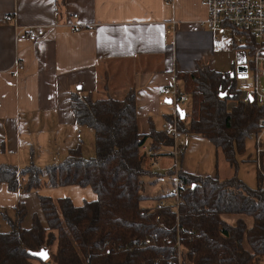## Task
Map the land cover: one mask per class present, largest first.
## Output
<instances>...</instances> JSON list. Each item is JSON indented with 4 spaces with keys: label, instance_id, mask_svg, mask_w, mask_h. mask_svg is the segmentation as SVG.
I'll return each mask as SVG.
<instances>
[{
    "label": "trees",
    "instance_id": "trees-1",
    "mask_svg": "<svg viewBox=\"0 0 264 264\" xmlns=\"http://www.w3.org/2000/svg\"><path fill=\"white\" fill-rule=\"evenodd\" d=\"M64 1L59 0V6ZM257 45L250 40L248 46L241 48L250 59ZM237 47L240 48H233ZM174 84L177 97L187 98L180 108L188 105L187 111L183 110V119L176 113L177 141L181 135L205 139L234 174L225 179L193 175L179 168L180 159L178 177L183 189L179 204L174 205L173 197H162V191L154 197V207H144L141 203L149 198L142 194V179L158 177L172 186L174 171L169 168L152 171L146 165L143 147L152 152L155 160L162 156L172 158L173 139L163 128L153 125L148 135L140 133L134 90L122 100L108 95L94 98L91 93H72L69 101L74 122L93 132L94 157L82 155L80 140L60 163L39 167L32 161L22 168L0 164V185L5 184L8 190L20 194L89 187L96 198L77 207L68 197L54 199L38 195L44 224L33 214L27 229L22 227L28 214L24 203L9 210L1 208L0 219L9 231H0V264L261 263L264 176L257 171V186L252 189L238 179L237 168L239 162L252 161L251 158L239 161L238 157L247 156L248 140H257L260 132L257 121L264 114L263 106L255 98L243 102L234 69L220 73L209 66L197 67L193 72L176 73ZM223 93L225 96L219 97ZM173 116L172 109V115L165 116V124L172 122ZM180 147L183 158L186 149L183 142ZM162 150H168L167 154L161 153ZM263 158L264 152L262 171ZM161 200L165 206L157 209ZM226 215L250 218L252 225L248 227L243 218L230 225L223 219ZM157 217H162V226L156 222ZM42 249L48 252L46 261L29 254Z\"/></svg>",
    "mask_w": 264,
    "mask_h": 264
},
{
    "label": "crops",
    "instance_id": "crops-1",
    "mask_svg": "<svg viewBox=\"0 0 264 264\" xmlns=\"http://www.w3.org/2000/svg\"><path fill=\"white\" fill-rule=\"evenodd\" d=\"M58 2L0 0V164L22 168L32 161L39 167L59 163L91 135L75 124L70 110V94L81 89L85 91L80 94L115 100L134 90L138 128L148 135L152 125L162 129L165 116L172 115L171 98L159 90L172 86L176 73L202 66L231 72L241 63L238 53L225 44L220 50L213 48L200 0H174L172 6L165 0H65L62 6ZM172 21L174 31L168 33ZM28 27H42L44 36L34 43L17 41V33ZM16 59L23 63L17 78L11 74ZM183 140L181 170L220 179L234 174L211 143L199 137ZM220 159L227 164L223 177ZM157 161L161 170L173 162L169 156ZM38 195L68 197L77 207L96 198L89 187L20 194L1 184L0 209L24 203L28 214L22 227L31 226L33 214L44 224ZM239 218L223 217L230 225ZM241 218L251 227L250 218Z\"/></svg>",
    "mask_w": 264,
    "mask_h": 264
},
{
    "label": "built area",
    "instance_id": "built-area-1",
    "mask_svg": "<svg viewBox=\"0 0 264 264\" xmlns=\"http://www.w3.org/2000/svg\"><path fill=\"white\" fill-rule=\"evenodd\" d=\"M166 4L172 6L174 0H165ZM202 5L207 11V17L204 21V25L212 35L213 48L215 50H220L227 43V39L224 38L223 34L227 33L230 35V44L232 47L248 46L250 40H254L258 45L256 49L252 52L250 63L248 65L249 69L238 76L236 74V79L238 82L239 89L243 93V102L247 103L252 101L253 98L256 99L258 105L263 106L264 110V88L261 87V81H259L260 76H264V0H200ZM74 16V18H76ZM174 21L171 22L168 33L174 31ZM76 30V29H75ZM44 36V29L42 27H28L21 29L17 33V41H27L34 43L38 38ZM234 45V46H233ZM23 69V63L21 60L16 59L13 70L11 72L12 76L17 78L20 71ZM176 85L168 86L159 90L162 96H168L172 100L173 106V120L172 122H167L163 129L167 135H169L174 142V147L172 149V165L169 169L173 170L174 173L171 177V188L163 191L161 196L164 198L173 197L175 199V206L180 202L179 194L183 189V186L179 183L178 177V161L181 159L183 154V147L177 144V127H175L176 122V108L183 105L187 98L181 95L179 98L176 93ZM257 125L259 128V134L256 137V167L262 172L264 176V171L261 168V156L263 151V139L262 135L264 133V114L258 119ZM145 153L146 162L150 166L152 171L160 172L158 161L151 157L152 152L147 148L143 147ZM165 206V201L161 200L157 203L156 208L160 209ZM156 222L162 226V217H157ZM176 241V246L178 248V257L180 261V243ZM146 244L149 241H145Z\"/></svg>",
    "mask_w": 264,
    "mask_h": 264
},
{
    "label": "rangeland",
    "instance_id": "rangeland-1",
    "mask_svg": "<svg viewBox=\"0 0 264 264\" xmlns=\"http://www.w3.org/2000/svg\"><path fill=\"white\" fill-rule=\"evenodd\" d=\"M224 38L227 39V43L225 44V47H229L230 50H232L235 54L238 53V57L240 60V64L235 66V72H237L239 69H243L245 68L246 71L249 69L248 67V61L251 59H249L248 54L246 53V51L243 48H236V50L232 49L231 44H230V35L227 33L223 34ZM232 72V70H231ZM259 81H261V87L262 89L264 88V76L261 75ZM78 89V87H77ZM80 91V92H79ZM79 93L84 92V89L79 90ZM74 92H77V90L75 89ZM87 94V93H85ZM92 97L95 98L96 94L92 93L91 94ZM182 110H186L188 109V105L186 106H182L181 107ZM86 130V133H90L91 135L87 134L86 138L82 141L83 144L85 145V152H84V157L85 158H93L94 157V144H93V132L90 129H84ZM185 138L184 135H181L178 140L176 141L178 145H182V142L184 143L183 139ZM262 139H263V144H264V133L262 135ZM255 143L256 141L254 140H248L247 144H246V154L247 156L244 154L242 156L238 157V160L240 161V159H249L251 158L252 161L249 162H239L238 164V172H237V176L239 180H242L246 185H248L250 188L254 189V187L257 186L256 183V175H257V171L258 168L256 167V159H257V154H256V149L255 148ZM263 147V145H262ZM264 148V147H263ZM264 152V149L262 151V153ZM261 153V154H262ZM249 155V156H248ZM248 157V158H247ZM62 161V160H61ZM60 161V162H61ZM59 162V163H60ZM220 176L223 177V167L227 166L226 163H224L222 161V159H220ZM262 165L264 166V158L262 160ZM142 183H143V191L142 194L143 196H146L147 198H149L148 201L142 202L141 205L144 207H148V208H152L154 207V205L156 204V200L154 199V197L159 193H161L162 191L167 190L168 188H171V185H167L164 182H162L160 180V178L158 177H144L142 179ZM0 231L1 232H7L9 231V227L8 225L2 220L0 219ZM260 264H264V258L262 259Z\"/></svg>",
    "mask_w": 264,
    "mask_h": 264
},
{
    "label": "water",
    "instance_id": "water-1",
    "mask_svg": "<svg viewBox=\"0 0 264 264\" xmlns=\"http://www.w3.org/2000/svg\"><path fill=\"white\" fill-rule=\"evenodd\" d=\"M245 72H246V69H245V68H243V69L241 68V69H239V70L236 72V74H237L238 76H241V75L244 74ZM224 96H225V93L219 95V97H221V98H223ZM169 103L172 104V100H171V99L169 100ZM176 113H178V115L181 117V119H183L184 116H185V112H184L181 108H179V107L176 108ZM39 253H44L45 256L42 257L41 255H36V254H39ZM29 254H30L32 257H34V258H36V259H38V260L40 259L41 261H46V260L48 259V257H49L48 252H47L46 250H44V249L40 250V251L37 252V253L30 252Z\"/></svg>",
    "mask_w": 264,
    "mask_h": 264
},
{
    "label": "snow or ice",
    "instance_id": "snow-or-ice-1",
    "mask_svg": "<svg viewBox=\"0 0 264 264\" xmlns=\"http://www.w3.org/2000/svg\"><path fill=\"white\" fill-rule=\"evenodd\" d=\"M36 255H41L42 257H44V256H45V254H44V253H39V254H36Z\"/></svg>",
    "mask_w": 264,
    "mask_h": 264
}]
</instances>
